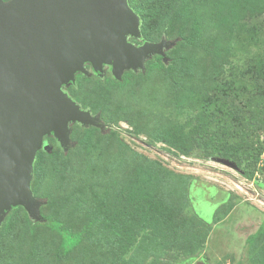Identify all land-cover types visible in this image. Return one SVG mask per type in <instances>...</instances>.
<instances>
[{
  "label": "rangeland",
  "instance_id": "rangeland-1",
  "mask_svg": "<svg viewBox=\"0 0 264 264\" xmlns=\"http://www.w3.org/2000/svg\"><path fill=\"white\" fill-rule=\"evenodd\" d=\"M253 1L209 0L206 12L200 14L198 28L193 14H175L160 38L146 41L164 45L143 60L142 68H125L115 77L108 63L102 66L101 74L85 64V74L78 73L74 82L61 87L101 127L70 122L71 147L63 148L54 137H44L51 151L44 159L41 155L40 161L58 165V174L45 166L43 174L32 173L30 210L11 206L1 215L0 236L5 229L11 233L8 238L2 236L0 264H28L35 249L47 252L48 264H127L128 260L134 264H264V232L260 231L264 224V152L255 168L247 164L239 169L224 164L225 159L206 158L194 145L183 154L154 138L166 125L183 132L191 129L190 120L203 109L200 88L206 83L211 65L218 71L224 69V77L229 79L231 66L242 65L256 51L264 56V27L254 40L235 34L236 27L234 31L228 28L231 16L241 17ZM241 23L248 25L247 18ZM187 37L195 45L183 46ZM127 41L141 46V34L138 38L127 36ZM211 52L212 58H218L216 62H212ZM185 54L197 62L194 73H187L184 79L176 74L169 76L163 66L171 64L170 58H183ZM124 78L126 82L118 85ZM114 163H122L121 174L116 176L130 182L129 186L143 184L139 177L146 164L154 170L155 182H164L158 190L171 210L184 218L177 224L179 233L170 240L169 253L160 248L157 255L155 251V256H149L152 242L159 244L161 237L158 233L152 235L150 226L140 221L127 226L126 246L107 249L89 240L86 218L74 211L72 196L112 188L114 180L103 174ZM91 166L95 174L84 177ZM190 183L197 187L190 190ZM201 185L204 188L198 187ZM221 192L227 195L223 202L218 201L225 196ZM46 217L79 234L81 243L64 253L60 247L62 237ZM191 246L196 252L188 260L183 251Z\"/></svg>",
  "mask_w": 264,
  "mask_h": 264
},
{
  "label": "water",
  "instance_id": "water-1",
  "mask_svg": "<svg viewBox=\"0 0 264 264\" xmlns=\"http://www.w3.org/2000/svg\"><path fill=\"white\" fill-rule=\"evenodd\" d=\"M139 28L127 0H0V218L11 206L30 210L34 157L50 149L45 136L67 147L70 122L101 127L61 87L85 64L101 74L108 63L118 77L159 52L163 42L127 41Z\"/></svg>",
  "mask_w": 264,
  "mask_h": 264
},
{
  "label": "trees",
  "instance_id": "trees-1",
  "mask_svg": "<svg viewBox=\"0 0 264 264\" xmlns=\"http://www.w3.org/2000/svg\"><path fill=\"white\" fill-rule=\"evenodd\" d=\"M208 1L127 0V3L140 20L139 29L143 44L148 40L156 41L160 38L168 29L167 26L175 14H190L191 16L193 14L196 22L194 23L198 28V24L202 20L200 14L202 11L206 12ZM245 12L243 10L241 17L231 16L228 28L230 31H234L236 27L235 34H242L245 39L248 37L254 40L262 32L260 27H264V20L261 21V17L264 16V0H254L248 3ZM246 18L248 25L241 23ZM258 18L260 21H255ZM184 44L183 46L195 45L190 37L185 39ZM203 49L209 51L207 48ZM210 56L212 58V52ZM217 59L213 56L212 62H216ZM170 62V65L163 67H167L169 76L176 74L180 79H184L187 73H194L197 64L187 54L179 59L170 58ZM223 70L218 71L214 65L210 66L206 75V83H202L200 88V93L203 96L200 104L203 105V109L200 114L194 117V121L190 120L189 123L193 122V124L188 132L166 125L157 131L154 138L183 154H188V150L194 145L203 150V155L206 158L225 159L239 169L247 164L255 168L264 152V56L256 51L246 58L242 65L231 66L227 72L231 76L229 79L224 77ZM76 75L75 80L78 78ZM221 75L223 76L221 77ZM125 82L124 78L118 85L121 86ZM175 84L178 82L175 81ZM237 99L239 102H236ZM259 132H261V136ZM48 145L49 151L40 149L34 157L32 173L35 175L43 172V166L49 167L48 169H51L54 175L57 173L58 165L51 163L47 165L40 161L41 155L44 159L51 151V146ZM68 147H71V141ZM146 165L141 168L140 172L139 178H142L140 182H143L141 186L132 187L129 186L130 182L118 180L119 177L116 174H121L122 163H114L112 167L111 165L108 167L109 169L105 168L103 174L106 178L114 180L112 188L106 187L93 194L82 191L72 196L75 202H72L71 206H74V211L78 212L80 218L83 216L86 218V230L91 242L101 244L107 249L126 246L129 240L126 232L127 226L135 221H140L143 222V225L150 226L152 235L159 234L161 237L159 244H155L156 241L152 242L149 256H155V251L157 255L160 248L163 251L166 250L167 253L170 252V248H172L170 240L173 235L179 233L177 224L184 218L179 217L175 211L171 210L172 206L167 204L164 196L158 190L161 187L160 183L164 182L160 180L155 182L152 174L154 170L148 164ZM88 169L83 174L84 177L95 174L93 166ZM242 170L245 171V168ZM193 185L189 184L190 190L197 187V185ZM198 187L204 188L202 185ZM216 191L218 192L215 188L213 192L216 193ZM224 195L218 201H225L227 195L226 193ZM189 200L193 202L194 197H189ZM45 219L50 227L61 235L60 247L64 253H68L81 243L79 234L71 233L67 228L62 227L59 221L51 220L49 217ZM189 228L192 229V227ZM260 231L264 232V224ZM10 233L11 231L5 229L1 235L8 238ZM2 236H0V242L3 239ZM184 240L187 242L188 238L184 237ZM200 244L203 245V241H200ZM195 252V246H191L183 251V255L190 260ZM46 257L47 252L44 249H35L31 252L28 264H48ZM181 262L179 263L181 264ZM127 264L134 263L128 260Z\"/></svg>",
  "mask_w": 264,
  "mask_h": 264
},
{
  "label": "flooded vegetation",
  "instance_id": "flooded-vegetation-1",
  "mask_svg": "<svg viewBox=\"0 0 264 264\" xmlns=\"http://www.w3.org/2000/svg\"><path fill=\"white\" fill-rule=\"evenodd\" d=\"M90 66V65H89ZM78 76V74L76 75V77ZM51 137H53V136H51ZM45 143H47V144H49L48 142H46V141H44ZM51 146V145H50ZM209 188H211V189H213L214 187H209ZM214 190H215V188H214ZM197 264H199V263H197Z\"/></svg>",
  "mask_w": 264,
  "mask_h": 264
},
{
  "label": "clouds",
  "instance_id": "clouds-1",
  "mask_svg": "<svg viewBox=\"0 0 264 264\" xmlns=\"http://www.w3.org/2000/svg\"><path fill=\"white\" fill-rule=\"evenodd\" d=\"M48 136H53L52 134L51 135H48ZM46 137V136H45ZM54 137V136H53ZM56 140V139H55ZM43 141H44V139H43ZM57 141V140H56Z\"/></svg>",
  "mask_w": 264,
  "mask_h": 264
}]
</instances>
